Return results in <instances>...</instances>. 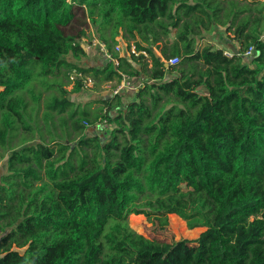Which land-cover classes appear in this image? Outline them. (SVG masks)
Wrapping results in <instances>:
<instances>
[{
  "label": "trees",
  "instance_id": "obj_1",
  "mask_svg": "<svg viewBox=\"0 0 264 264\" xmlns=\"http://www.w3.org/2000/svg\"><path fill=\"white\" fill-rule=\"evenodd\" d=\"M0 264H264V0H0Z\"/></svg>",
  "mask_w": 264,
  "mask_h": 264
},
{
  "label": "rangeland",
  "instance_id": "obj_2",
  "mask_svg": "<svg viewBox=\"0 0 264 264\" xmlns=\"http://www.w3.org/2000/svg\"><path fill=\"white\" fill-rule=\"evenodd\" d=\"M249 1H253V0H249ZM85 28L86 25L83 20V15L81 11H79L74 22L66 30L74 34ZM87 30H88L87 32L89 33V37L83 40V46L84 49L90 53V55L87 56L86 59H83L78 63L82 65H90V63L94 65H102L106 61L105 57L102 53L97 54L100 51H98L99 49L96 50L97 49L96 46H93V42H92L93 34L91 31L92 28L91 27L87 28ZM207 43H214L217 46L218 45L221 46L222 44L220 42L215 41V38L212 35V33L208 34L206 36V39L202 41V46L206 45ZM124 44L123 46L126 47ZM156 48L157 47H155V49ZM131 49L135 50L134 47H132ZM125 52H122V54H124ZM158 53H161L159 49H158ZM72 77L75 78V72L72 74ZM138 84L139 83L137 81H130L125 83L122 90L126 91L125 95L127 97V100H129L134 95ZM72 86L73 85H71L68 89L71 90ZM80 86H81V90L78 93L70 96V99L75 103L76 107L77 106L83 107L86 103L107 96L110 93H112L114 90L112 84H104L100 88H96V87H92L93 86L92 83H87L85 85V83L82 82V85ZM96 106H97L96 104H93L92 108H95ZM89 129H91L90 132L98 133L101 136L104 135L105 133V130L102 127H98V128L95 127ZM130 217H132V215ZM164 218H161V221H163ZM153 220L154 219H152V222L149 223L145 217H143V219L129 218L130 225L134 230H136L138 233H141L142 235L153 241L162 242V243H175L184 239L194 240L198 238L201 231L202 232L204 231V229L189 230L185 221L183 222L182 220H180V218L176 221V223L173 221L171 222L172 224L171 229L168 228L161 229L159 227H152L151 224L154 222ZM137 225H141L140 230L137 229ZM20 252L22 253V250H20Z\"/></svg>",
  "mask_w": 264,
  "mask_h": 264
},
{
  "label": "built area",
  "instance_id": "obj_3",
  "mask_svg": "<svg viewBox=\"0 0 264 264\" xmlns=\"http://www.w3.org/2000/svg\"><path fill=\"white\" fill-rule=\"evenodd\" d=\"M91 31H92V34H93V40H92V42H93V46H96V47L100 48V50L106 55V57H107V58H110V54L108 53V51H107L105 45H104L103 43H101V42L98 40V38L95 36L93 30H91ZM237 49H238V48H237ZM116 50H117L121 55H123L122 52H125V51H126V47H124L123 45H118V46L116 47ZM132 51L135 53V50H132ZM252 54H253V48H250L248 51L245 52L244 55H245L246 57H251ZM224 55L232 59V58L234 57L235 53H234L233 51H231L230 49H224ZM179 60H180L179 58H172V59H170L169 61H165L164 59H162V61H163L164 63H166L167 65H176V64L179 63ZM150 62H151V61L149 60V63H150ZM125 81H126V82L129 81V78H128V77L125 78V79H124V83H126ZM90 83H91V82H90ZM124 85H125V84H123V85H121V86H118V87L115 89L114 93H115V94L119 93V92L123 89Z\"/></svg>",
  "mask_w": 264,
  "mask_h": 264
},
{
  "label": "water",
  "instance_id": "obj_4",
  "mask_svg": "<svg viewBox=\"0 0 264 264\" xmlns=\"http://www.w3.org/2000/svg\"><path fill=\"white\" fill-rule=\"evenodd\" d=\"M229 48H230V50L233 51L235 54H237V55L240 54V51H239V50L237 49V47H235L233 44H230V45H229ZM160 60H162V59L160 58Z\"/></svg>",
  "mask_w": 264,
  "mask_h": 264
},
{
  "label": "crops",
  "instance_id": "obj_5",
  "mask_svg": "<svg viewBox=\"0 0 264 264\" xmlns=\"http://www.w3.org/2000/svg\"><path fill=\"white\" fill-rule=\"evenodd\" d=\"M155 47H157L156 49H155V51H156V53L159 55V56H161V53H158V49L160 50V52H161V49H162V44H158V45H156ZM236 47H237V45H236ZM238 48V47H237ZM162 59V58H161ZM126 82V81H125ZM123 84H125V83H123ZM122 84V85H123ZM144 217V216H143ZM198 229H202V228H198ZM202 232V231H201Z\"/></svg>",
  "mask_w": 264,
  "mask_h": 264
}]
</instances>
